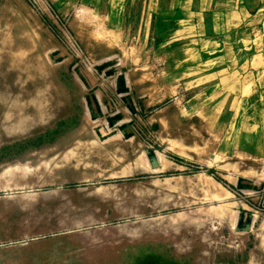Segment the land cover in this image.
Wrapping results in <instances>:
<instances>
[{"label": "rangeland", "instance_id": "rangeland-1", "mask_svg": "<svg viewBox=\"0 0 264 264\" xmlns=\"http://www.w3.org/2000/svg\"><path fill=\"white\" fill-rule=\"evenodd\" d=\"M0 264H264V0H0Z\"/></svg>", "mask_w": 264, "mask_h": 264}]
</instances>
